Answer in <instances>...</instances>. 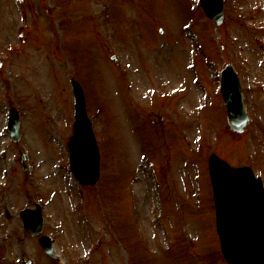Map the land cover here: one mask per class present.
Wrapping results in <instances>:
<instances>
[{
  "label": "rangeland",
  "instance_id": "1",
  "mask_svg": "<svg viewBox=\"0 0 264 264\" xmlns=\"http://www.w3.org/2000/svg\"><path fill=\"white\" fill-rule=\"evenodd\" d=\"M223 2L217 26L199 0H0V264H227L206 163L213 152L264 182V0ZM227 63L242 134L217 91ZM71 77L98 139L92 187L68 169ZM34 202L59 260L22 227Z\"/></svg>",
  "mask_w": 264,
  "mask_h": 264
},
{
  "label": "water",
  "instance_id": "2",
  "mask_svg": "<svg viewBox=\"0 0 264 264\" xmlns=\"http://www.w3.org/2000/svg\"><path fill=\"white\" fill-rule=\"evenodd\" d=\"M207 15L220 24L222 0H201ZM1 66V61H0ZM222 93L227 120L240 132L247 121L240 81L231 65L222 69ZM75 120L69 136V163L82 185H95L99 179V150L87 117L80 84L73 80ZM10 131L14 141L21 136L19 114L12 108ZM209 171L216 206V228L221 249L230 264H264V189L248 166L233 167L216 154L209 157ZM25 230L38 236L42 247L53 254L50 239L40 235L43 218L39 206L20 211ZM28 261L26 264H29Z\"/></svg>",
  "mask_w": 264,
  "mask_h": 264
}]
</instances>
